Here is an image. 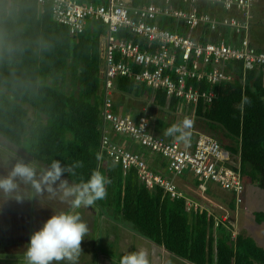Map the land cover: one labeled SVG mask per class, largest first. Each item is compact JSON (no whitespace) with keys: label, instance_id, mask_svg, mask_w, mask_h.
Here are the masks:
<instances>
[{"label":"trees","instance_id":"16d2710c","mask_svg":"<svg viewBox=\"0 0 264 264\" xmlns=\"http://www.w3.org/2000/svg\"><path fill=\"white\" fill-rule=\"evenodd\" d=\"M72 1L82 6L109 5V0ZM125 1L130 9L157 4L154 0ZM202 1V12L214 16L216 11L208 0ZM254 8L250 43L264 53V19L256 3ZM157 24L172 34L187 35L183 24L174 19L160 18ZM203 32L202 43L214 39L207 29ZM107 35L103 22L90 19L83 34L72 36L67 27L54 21L51 5L42 7L37 0H0V137L29 157L25 164L40 167L39 162L47 171L58 162L69 169L61 178L74 186H82L94 172L101 173L108 182L97 207L103 212L113 210L118 221L182 259L194 264H264V247L243 233L234 236L231 222L222 221L223 215L208 203L197 201L193 194L174 199L159 187L148 189L136 169L124 173L103 150L106 134L114 143L142 156L151 170L169 176L168 163L161 155L152 154L129 136L117 135L104 121L102 71ZM225 37L234 44L231 30L226 29ZM116 38L140 43L143 50L151 52L157 48L125 29ZM225 67L234 75L232 82L216 86L195 83L203 91H213L215 99L198 104L194 128L231 154L246 185L264 191V66L248 70L244 62L231 61ZM140 70L134 67V71ZM113 94L142 99L148 116L153 117V112L160 115L153 118L152 133L166 141L178 140L179 134L165 133L184 121L187 107L183 100L125 77L115 80ZM113 102L114 114L134 116L132 104L121 108L114 98ZM210 191L212 188L207 193ZM187 198L200 205L197 212L188 211ZM228 206L233 212L240 210L234 200ZM254 218L256 224L264 223V213H255ZM0 234V264H27L25 255L15 257L4 251L6 234ZM81 254L60 264H95L81 260Z\"/></svg>","mask_w":264,"mask_h":264},{"label":"built area","instance_id":"2783aa9c","mask_svg":"<svg viewBox=\"0 0 264 264\" xmlns=\"http://www.w3.org/2000/svg\"><path fill=\"white\" fill-rule=\"evenodd\" d=\"M37 1L42 7L51 5L54 21L67 27L72 36L83 34L90 19L107 26L102 71L104 121L117 135L129 136L152 154L161 155L168 163L169 176L154 172L142 156L114 143L105 134L102 148L111 160L120 164L124 173L136 169L138 179L148 189L159 187L174 199L186 198L178 180L189 175L198 184L196 189L202 195L215 187L233 198L237 210L244 208L247 185L239 165L217 140L194 128L198 104L201 101L210 104L215 99L213 91H203L195 83L216 86L232 82L234 75L225 67L231 61L244 62L248 70L264 66V53L257 52L250 43L255 0H208L210 8L216 11L214 16L202 12V0H154L157 4L136 9H130L125 0H109L108 6L100 7L78 5L72 0ZM160 18L182 23L187 35L161 29L157 24ZM122 29L157 48L151 52L143 50L140 43L125 39L118 41L116 35ZM204 29L214 39L209 37L202 43ZM226 29L232 31V37L236 39L234 44L227 42ZM134 67L141 70L136 72ZM119 77L134 79L152 91L164 90L169 97L183 100L187 107L182 114L183 120L192 122L186 133L187 141H166L155 136L151 128L154 119L147 114L138 119L114 114L113 88ZM187 201L188 211L199 210V204L190 198ZM222 221L229 220L223 216ZM236 234L235 231L234 236Z\"/></svg>","mask_w":264,"mask_h":264},{"label":"rangeland","instance_id":"374dc122","mask_svg":"<svg viewBox=\"0 0 264 264\" xmlns=\"http://www.w3.org/2000/svg\"><path fill=\"white\" fill-rule=\"evenodd\" d=\"M255 3L259 13H261V17L264 19V0H255ZM254 11L255 8L253 9V12ZM113 97L115 102L120 104L119 107L121 108H127V104H132L133 108H131L130 110L135 113L133 117H136L138 119L141 115L146 114L148 106L145 107L143 105L144 102L142 101V99L141 101H138L133 98V96L121 97L119 94H113ZM152 114L153 118L160 116L155 112H153ZM25 159L28 161L30 160L22 150L11 146L2 138H0V177H7L15 164L20 162L24 163ZM32 163L34 164L36 162L32 160ZM36 164L40 167H32L36 169L35 179L40 184L39 189L33 187L30 183L26 184L18 180V188L15 192L5 194L0 191V228H3L4 226V229L6 230L5 234L7 242L4 251L12 256L14 254L15 257H19V255H25V249H27L29 243V241H27L28 238L26 236V233H30L31 236L33 228L38 231L43 223L46 222L52 215L62 212L79 214L78 212L81 213L86 211L85 216L87 218L88 216L92 215V211L89 210V208H92L93 211L96 210L97 201L92 206L84 207L85 211L80 210L78 212H74L73 208L70 206V202L63 196V188L61 187V183L66 180L64 178H60V180L51 184L44 182L42 180V177L49 170L44 171V168L39 162H37ZM184 176L186 178L181 177V179L193 180L192 185L195 187L194 179L189 175ZM67 184L70 186H74L71 183ZM179 186L180 188L182 187L181 185ZM249 186L253 189V191L251 192V196L250 198H248V200L246 199L244 208H241L238 212H233L228 206L229 201L233 200V198L228 194L226 195V193L222 192L218 188L214 187L212 191L209 192V194L206 193L203 195L196 189V187L194 188L196 190H188L185 186L182 188L186 193L190 192L191 194H193L194 198L197 201L204 204L208 203L210 206H212L216 213L227 217L231 222V226L235 228L237 234L243 233L247 236L253 237L259 244V246L264 247V223L258 225L256 224L254 218L255 213H264V191L260 190L256 185L250 184ZM57 196H62V198H59ZM17 197H19V200L17 199ZM6 210H8L9 212H7ZM30 210H32L31 214H29ZM111 213L114 214V211L112 210ZM2 232H4L3 229ZM90 232L91 231H89V233ZM92 238L93 242L99 240L98 227L96 229L95 235ZM92 238L89 239L91 240ZM85 239V237L84 239H82L80 245L82 254L79 253L81 254L79 258L81 260L84 258V261L85 257L88 256L86 252H90L89 250L91 248L83 245V241H85ZM107 246V244H102L101 249L105 252L112 253L111 251H109ZM0 254L2 253L0 252ZM8 261L11 262L14 261V259ZM88 263L91 262H89L88 260Z\"/></svg>","mask_w":264,"mask_h":264},{"label":"clouds","instance_id":"9594fccd","mask_svg":"<svg viewBox=\"0 0 264 264\" xmlns=\"http://www.w3.org/2000/svg\"><path fill=\"white\" fill-rule=\"evenodd\" d=\"M191 121L185 119L179 126L166 130V135L177 136L180 141H187L186 129L191 128ZM69 169L62 168L53 162L51 169L42 177L49 184L60 180L62 174ZM36 169L29 164L17 163L7 177H0V191L13 193L18 188L17 181L30 183L39 189L35 179ZM107 178L94 172L82 186H69L66 181L61 183L63 196L68 199L72 208L89 207L106 195ZM182 189V188H181ZM184 193H186L184 191ZM19 200V197H17ZM88 234V226L80 215L62 212L52 215L38 231L30 236L25 253L27 264H60L72 261L81 252V241ZM121 264H149L147 254L143 251L133 252L121 259Z\"/></svg>","mask_w":264,"mask_h":264},{"label":"crops","instance_id":"0c3cea01","mask_svg":"<svg viewBox=\"0 0 264 264\" xmlns=\"http://www.w3.org/2000/svg\"><path fill=\"white\" fill-rule=\"evenodd\" d=\"M192 183L193 180L189 179L178 180V184L182 187L185 186L188 190L194 188ZM249 185L250 184L247 185L246 190L247 200L248 198H250L251 192L253 191L252 187H250ZM182 190L184 191L183 188ZM188 194L191 193L189 192ZM57 197L62 198V196ZM80 210L85 211V208H73L74 212H78ZM89 210L92 211V215L88 216L87 218L85 216L86 211L81 213L78 212V215L81 214L80 216L82 220L86 222L88 228L90 229H88V235L85 236L86 239L85 241H83L84 246L91 247L89 250L90 252H86L88 256L85 257V260H89V262H94L95 264H121V259L123 256L131 254L133 252L143 251L147 254L149 264H194L188 260L182 259L174 255L165 247L158 246L151 240L135 232L130 226L118 221L117 215H114L111 212H103L99 207H97V205L95 211H93L92 208H89ZM6 211L9 212L8 210ZM97 227L99 230V240L93 242L92 237L95 235ZM1 229H3V233H5L6 230L4 229V226ZM89 231L91 232L89 233ZM89 238L92 239L90 240ZM102 244H107V248L112 253L103 251L101 249Z\"/></svg>","mask_w":264,"mask_h":264},{"label":"flooded vegetation","instance_id":"af4514ba","mask_svg":"<svg viewBox=\"0 0 264 264\" xmlns=\"http://www.w3.org/2000/svg\"><path fill=\"white\" fill-rule=\"evenodd\" d=\"M29 220H30V219H29ZM35 231H37V230H35V228H33V232H32V234H33ZM26 236H27V238H28L27 241H30V233H29V234L26 233Z\"/></svg>","mask_w":264,"mask_h":264}]
</instances>
